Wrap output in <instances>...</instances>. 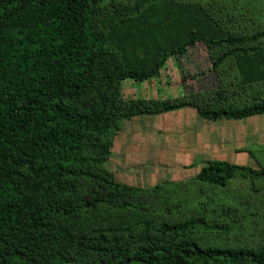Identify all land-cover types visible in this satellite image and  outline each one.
Returning a JSON list of instances; mask_svg holds the SVG:
<instances>
[{"label":"trees","instance_id":"trees-1","mask_svg":"<svg viewBox=\"0 0 264 264\" xmlns=\"http://www.w3.org/2000/svg\"><path fill=\"white\" fill-rule=\"evenodd\" d=\"M104 1L0 0V264H264V242L230 232L244 210L264 213V199L207 192L264 183L263 165L210 159L186 181L152 187L109 167L123 121L136 116L264 115V27H221L217 17L234 16L223 0ZM198 44L215 88L125 96L124 81L155 80Z\"/></svg>","mask_w":264,"mask_h":264},{"label":"rangeland","instance_id":"rangeland-1","mask_svg":"<svg viewBox=\"0 0 264 264\" xmlns=\"http://www.w3.org/2000/svg\"><path fill=\"white\" fill-rule=\"evenodd\" d=\"M111 1L117 3L136 0H105L104 4ZM172 1L177 5L204 6L211 0ZM218 1L220 0H216ZM220 5L224 10L234 12L232 21L229 16L217 17L221 27L231 28L233 31L244 28L251 31L253 28L264 27V0H223ZM159 7H171L170 1L161 2ZM177 28L179 29L172 32L174 37L179 31H184L182 26ZM123 86L126 97L172 98L213 89L217 86V78L212 70L209 50L204 44H198L179 60L169 58L161 77L140 84L126 80ZM117 136L118 152L115 149L111 161L109 160V167L113 172L117 171L118 177L125 181L123 183L130 185L152 187L165 180L186 181L192 178L200 167L189 166L188 153L192 152L189 146L194 143L195 138L200 143L197 152L202 158V164L210 159H223L256 168L264 166V116L212 122L201 119L196 109H185L158 117L143 116L123 121ZM128 141L130 144L125 146ZM207 192H218L219 196H229V200L243 199L251 205L257 202V198L264 199V183L251 184L238 179L232 182L225 193L219 189ZM201 195L197 187H192L190 196ZM184 196L185 194L182 195ZM244 214L247 218L241 226H234L231 234L242 230L244 236L264 242V213L253 207L244 210Z\"/></svg>","mask_w":264,"mask_h":264},{"label":"crops","instance_id":"crops-1","mask_svg":"<svg viewBox=\"0 0 264 264\" xmlns=\"http://www.w3.org/2000/svg\"><path fill=\"white\" fill-rule=\"evenodd\" d=\"M185 109H194V108H182V109H179V110L173 111V112H178V111L185 110ZM168 113H172V112H168ZM164 114H166V113H164ZM160 115H163V114H160ZM158 116L159 115H151V116L145 115L144 117H146V118L147 117H150L151 118V117H158ZM261 116H264V115H255V116H252V117H249V118L261 117ZM138 117H143V116H136V117H134V118H132L130 120H133V119L138 118ZM245 119H248V118H245ZM130 120H126V121H130ZM146 129L149 131L148 128H146ZM194 131H195V135H196V128H194ZM117 138H118V136H116L115 141H114V146L112 148V155L110 157V161H111V159H112V157H113V155L115 153V149H116V153L118 152L117 146H116V140H117ZM129 144H130V142L128 141L125 144V146H127ZM189 147H191V149H192V152L188 153L189 162H190V165L189 166L194 165V166L197 167V165H199L200 167L196 171V174H197L199 172V170L202 168V166L204 165V164H202V158H201L200 154L197 152V149L199 150V148H200V143H197V140L195 138L194 139V143H191V145ZM118 148H120V146ZM123 150L125 151V149H123ZM119 154H120V151H119ZM114 173H115V176H116L117 180H119L120 182H125V181H123V179H121L120 177H118L117 171L114 170Z\"/></svg>","mask_w":264,"mask_h":264}]
</instances>
